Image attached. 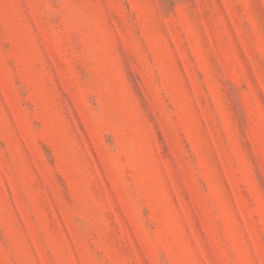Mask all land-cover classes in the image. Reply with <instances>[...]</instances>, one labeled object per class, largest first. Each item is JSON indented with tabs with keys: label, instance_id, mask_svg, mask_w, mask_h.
<instances>
[{
	"label": "rangeland",
	"instance_id": "rangeland-1",
	"mask_svg": "<svg viewBox=\"0 0 264 264\" xmlns=\"http://www.w3.org/2000/svg\"><path fill=\"white\" fill-rule=\"evenodd\" d=\"M0 264H264V0H0Z\"/></svg>",
	"mask_w": 264,
	"mask_h": 264
}]
</instances>
